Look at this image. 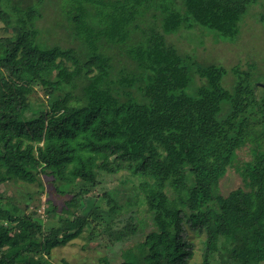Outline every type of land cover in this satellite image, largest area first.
<instances>
[{
  "label": "trees",
  "instance_id": "trees-1",
  "mask_svg": "<svg viewBox=\"0 0 264 264\" xmlns=\"http://www.w3.org/2000/svg\"><path fill=\"white\" fill-rule=\"evenodd\" d=\"M52 2L0 0V30L14 29L0 35V220L8 221L0 223V264H53V249L86 228L107 246L132 240L119 264H189L188 227L204 237L201 264H259L264 83L256 81L264 65H235L227 87L225 66L201 63L168 37L199 30L236 42L258 4L264 25V0H62L53 27L65 30L69 46L44 37L40 22ZM36 85L46 102L32 100ZM230 170L242 185L224 195ZM121 172L138 189L127 203L103 208L96 197L86 214L67 212L90 199L86 190L103 175ZM42 173L72 194L47 229L1 192L7 182L38 183ZM136 206L150 214V231Z\"/></svg>",
  "mask_w": 264,
  "mask_h": 264
},
{
  "label": "rangeland",
  "instance_id": "rangeland-1",
  "mask_svg": "<svg viewBox=\"0 0 264 264\" xmlns=\"http://www.w3.org/2000/svg\"><path fill=\"white\" fill-rule=\"evenodd\" d=\"M61 1L53 0L52 7L48 6L43 11L44 18H42L40 25L46 30L44 37L48 43L57 42L69 46L71 45V39L65 34V30L59 26L53 27L55 21L62 20L55 13ZM261 11L262 8L259 4L250 10L247 18L242 23L241 34L236 42H215L211 35H205L202 38L199 30L194 31L196 35L192 37H189L188 31H180L176 35H170L168 40L175 44L182 53L195 55L201 63H220L225 66L229 71L225 84L227 87H232L236 78L233 72L235 65H238L242 70L249 69V63L253 61L258 62L259 65H264V25L259 21ZM1 26H3L2 21H0ZM13 32L14 29L12 28L0 30V35H8ZM257 77L256 82L264 83V72ZM35 89L36 92L33 94L32 100L36 104L46 102L47 95L43 88L36 85ZM259 92L258 90L257 93L259 94ZM116 158L129 159L130 155L117 153ZM40 178L38 183L7 182L1 185V192L8 203L16 205L25 214L33 215L47 229L59 224L60 216L65 214L63 209L67 210L69 208L67 201L72 198V194L63 192L51 176L42 173ZM101 179L102 183L98 188L86 190L89 192L90 197L87 200L88 202L81 199V202H78L75 206L72 205L67 212L70 211L71 215L78 211L86 214L90 210V206L93 205L92 203L96 201V197H101L98 201L103 208L108 207L112 199L125 204L128 201L127 197H132L138 191L134 184L125 182L126 176L122 172L117 176L103 175ZM241 185L242 180L239 174L230 170L221 180V191L224 195H227L232 189ZM105 191H109L112 198L103 197ZM138 208L141 209L140 206H136L132 210ZM141 213L145 219L142 226H144L145 232H148L152 228V218L145 210L141 209ZM11 214H14V211H11ZM128 214L125 212V216ZM0 223L7 225V218L3 216ZM139 236L140 234L134 237L133 240L138 239ZM187 237L195 243V254L189 264H201L204 255V237L189 227L187 228ZM131 242L132 240L128 239L117 246H107L100 241L92 240L90 230L86 228L79 237L54 248L50 261L53 264H64L65 261L71 264H104L103 258L109 257L112 264H119L123 248ZM224 259H227V257ZM213 264L220 263L215 260ZM259 264H264V254L261 255Z\"/></svg>",
  "mask_w": 264,
  "mask_h": 264
}]
</instances>
